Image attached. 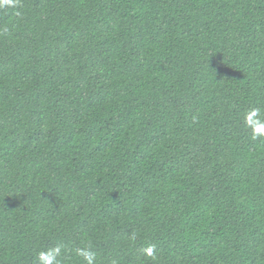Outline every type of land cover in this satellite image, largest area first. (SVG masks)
I'll return each instance as SVG.
<instances>
[{
  "label": "trees",
  "instance_id": "obj_1",
  "mask_svg": "<svg viewBox=\"0 0 264 264\" xmlns=\"http://www.w3.org/2000/svg\"><path fill=\"white\" fill-rule=\"evenodd\" d=\"M257 128L264 0L0 4V264H264Z\"/></svg>",
  "mask_w": 264,
  "mask_h": 264
},
{
  "label": "clouds",
  "instance_id": "obj_2",
  "mask_svg": "<svg viewBox=\"0 0 264 264\" xmlns=\"http://www.w3.org/2000/svg\"><path fill=\"white\" fill-rule=\"evenodd\" d=\"M11 0H0V4L3 3H10ZM256 131L258 132H264V128H257ZM147 252L149 255L152 254V249H147ZM59 253V249L51 250L48 253H41L40 259L44 262V264H53V260L55 259V256ZM87 260L88 264H91V254L87 252L81 253Z\"/></svg>",
  "mask_w": 264,
  "mask_h": 264
}]
</instances>
